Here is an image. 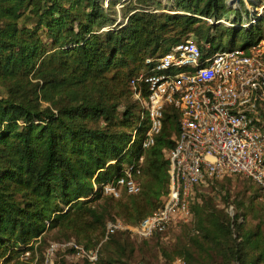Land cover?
I'll use <instances>...</instances> for the list:
<instances>
[{
    "label": "trees",
    "instance_id": "trees-1",
    "mask_svg": "<svg viewBox=\"0 0 264 264\" xmlns=\"http://www.w3.org/2000/svg\"><path fill=\"white\" fill-rule=\"evenodd\" d=\"M170 1L169 12L155 13L161 4L136 0L125 23L113 27L104 0H0V264L12 253L33 251L29 245L49 232L90 249L112 211L136 225L162 207L169 181L165 153L175 146L180 114L166 107L154 146L142 150L147 120L136 102L128 104L129 80L147 71V59L188 37L203 53L224 44L246 50L264 38V17L231 28L220 23L231 0ZM140 157L139 194L115 200L94 191ZM198 203L197 197L192 207L203 239L240 240L251 251L250 264H264L263 234L241 232L238 216L206 226L205 205ZM128 239L116 233L106 240L124 252L118 263ZM239 254L232 259L245 264Z\"/></svg>",
    "mask_w": 264,
    "mask_h": 264
},
{
    "label": "built area",
    "instance_id": "built-area-1",
    "mask_svg": "<svg viewBox=\"0 0 264 264\" xmlns=\"http://www.w3.org/2000/svg\"><path fill=\"white\" fill-rule=\"evenodd\" d=\"M145 64L147 71L128 83L141 107L140 118L147 120L142 150L154 146L166 107L180 114L175 146L165 153L168 189L162 196V207L138 224L109 220L103 240L116 233L139 240L162 235L170 226L191 219L196 188L233 176L250 180L264 203V38L246 50L209 53L187 40ZM135 137L136 132L131 143ZM142 163L140 157L136 166L126 167L112 182L94 185V191L115 200L139 194L136 175ZM67 252L72 259L87 264H95L99 257V247L86 249L69 239L49 243L42 264H55L56 255Z\"/></svg>",
    "mask_w": 264,
    "mask_h": 264
},
{
    "label": "rangeland",
    "instance_id": "rangeland-1",
    "mask_svg": "<svg viewBox=\"0 0 264 264\" xmlns=\"http://www.w3.org/2000/svg\"><path fill=\"white\" fill-rule=\"evenodd\" d=\"M111 3L112 7L109 9ZM154 3L163 6L162 10H154L155 13L169 12V6L172 5L170 0H154ZM135 5L136 0H104L103 2L104 9L108 10L116 20L113 27L125 23L126 15ZM229 11V16L220 20L222 25L231 28L232 23L247 24L255 21L259 16L264 17V0H255L254 3H251V0H234L229 6ZM235 12L240 13L241 16H236ZM20 24H22V20L19 21ZM26 26L29 27V25ZM187 40L196 42L194 37H188L183 41ZM44 41L47 43L45 39ZM199 44L201 47L202 44L200 42ZM240 45L237 44L235 48H239ZM223 48H226V44L223 45ZM127 87L129 88V86ZM134 102L133 97L130 96L128 104ZM138 108L141 109L139 104L136 109ZM119 110L121 111L122 107ZM197 197L198 204L205 205V214L201 217L205 219L206 226H212L214 219L215 221L217 219L228 221L230 218L238 216V222L242 225L241 232L249 234L259 232L264 235V203L259 200L258 189L250 180L241 176H233L213 182L209 186L199 188ZM101 203L102 201L97 204ZM191 212L192 216L188 222L172 225L162 235L154 236L148 240L129 237L125 245V255L120 262H123L122 264H239L235 259H232V254H238L241 251L238 256L245 259V264H250L251 251L249 248L244 249L242 244H238L240 240L237 242L223 240V242L215 243L213 240L203 239V233L197 222L200 217L195 209L193 211V207ZM118 217L112 211L106 221ZM103 233L104 229L97 234L89 248L99 247L100 264H121L116 262V258L124 252L117 247L116 243L107 244L103 240ZM232 233L233 238H237L239 232L234 229ZM69 239L75 240L73 237L49 232L41 241L38 239L36 243H33L31 247L34 250L28 251V255L25 252L20 255L12 253L3 264H42L43 254L49 243L63 242ZM54 263L86 264L72 259L69 253H58Z\"/></svg>",
    "mask_w": 264,
    "mask_h": 264
},
{
    "label": "bare ground",
    "instance_id": "bare-ground-1",
    "mask_svg": "<svg viewBox=\"0 0 264 264\" xmlns=\"http://www.w3.org/2000/svg\"><path fill=\"white\" fill-rule=\"evenodd\" d=\"M232 2L234 1V0H231Z\"/></svg>",
    "mask_w": 264,
    "mask_h": 264
}]
</instances>
